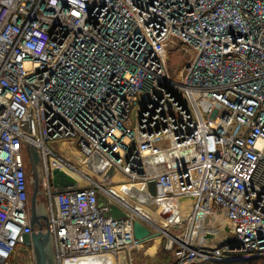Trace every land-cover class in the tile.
Wrapping results in <instances>:
<instances>
[{
	"label": "built area",
	"instance_id": "1",
	"mask_svg": "<svg viewBox=\"0 0 264 264\" xmlns=\"http://www.w3.org/2000/svg\"><path fill=\"white\" fill-rule=\"evenodd\" d=\"M28 136L55 264L116 261L141 245L135 222L157 228L117 188L160 216L191 201L169 224L183 234L155 229L173 264L264 258V0H0V264L34 255ZM55 170L77 186L55 188ZM100 196L127 217H106Z\"/></svg>",
	"mask_w": 264,
	"mask_h": 264
},
{
	"label": "water",
	"instance_id": "2",
	"mask_svg": "<svg viewBox=\"0 0 264 264\" xmlns=\"http://www.w3.org/2000/svg\"><path fill=\"white\" fill-rule=\"evenodd\" d=\"M30 122H31V118H30ZM31 130H32V126H31ZM20 144H21V154L23 161L28 209H29L31 232H32L31 241H32L35 264H55L52 238L49 229V215L47 210L46 194L43 187V173H42L39 150L34 146L30 145L29 136H28V142L20 140ZM53 185L55 188H58L59 190H63L69 187L77 186V181L72 177H70L69 175L65 174L64 172L60 170H55L53 172ZM138 190L139 189H135V188L123 189L122 192H124L123 194L129 196L130 200L133 203L138 205L147 214L151 216L152 214L149 211H156L160 208L157 205H153L151 199H148L145 196L144 192H140ZM148 192L151 197L156 196L155 184L149 185ZM30 195H31V203H30ZM107 203H108L107 200L103 196H100L98 201L99 207L105 208L108 206L109 208V212L106 214V217H110L113 220H118V221L127 217V215L123 211H121L117 206L115 205L109 206ZM183 203H186V201H184ZM161 214L162 216H167V217H169L170 215V213L169 214L161 213ZM186 218H184V220ZM44 227H48L47 232H43ZM157 228L163 230L160 227ZM157 228L153 227V229H157ZM157 236L158 234L157 235L152 234V229L150 227L143 225L139 222L134 223V238L139 244L147 243L153 240ZM213 239H216L215 235H211V234L207 235V243H209ZM245 262L248 261L236 260L234 263L238 264Z\"/></svg>",
	"mask_w": 264,
	"mask_h": 264
},
{
	"label": "rangeland",
	"instance_id": "3",
	"mask_svg": "<svg viewBox=\"0 0 264 264\" xmlns=\"http://www.w3.org/2000/svg\"><path fill=\"white\" fill-rule=\"evenodd\" d=\"M181 56L179 55H173L170 58L169 61V67L170 70L173 71V69L176 67L178 64V61L180 60ZM180 62V61H179ZM53 148H56V145H51ZM57 149V148H56ZM40 155V153H39ZM88 170L91 168L87 165L85 166ZM100 173H95L94 178H99ZM151 216H153V223L157 227H165L169 226V234L171 235H181L186 231L187 224L184 222L179 225V226H173V225H166L163 221V216L161 217L160 215H156L153 213ZM187 216L185 215L183 218H186ZM177 218L181 219V214L177 216ZM152 234H158L157 237H155L153 240L147 242V245L141 244L137 250L132 251V255L129 258V256H126V253H120L119 254V264H122V257L127 260V264H130V259L132 258L133 264H173V261L165 254L163 255V250H164V244L167 240L166 237L163 235L159 234L158 232L155 231V229H152ZM141 247V248H140ZM150 254L153 256L151 258ZM87 261V259H84ZM88 262V261H87ZM124 262V260H123ZM90 263V262H89ZM13 264H35V259L34 255L31 253H26L23 252L21 255L17 257V260L14 261ZM204 264V263H203Z\"/></svg>",
	"mask_w": 264,
	"mask_h": 264
},
{
	"label": "bare ground",
	"instance_id": "4",
	"mask_svg": "<svg viewBox=\"0 0 264 264\" xmlns=\"http://www.w3.org/2000/svg\"><path fill=\"white\" fill-rule=\"evenodd\" d=\"M119 178V176H118ZM116 193L122 192V190L120 188H117L114 190ZM191 201H186V203H183L182 205H178V204H171V205H165L166 209L169 211L170 215L169 217L167 216H163V222L166 223V225H169L170 223L172 224H177L179 223L182 219H184L183 217L186 215L188 217L189 212L191 210ZM161 209V208H160ZM160 209L156 210V211H149L151 214L155 213L156 215H160ZM178 214H181V219L177 218ZM162 217V216H161ZM215 222L219 223V220H212L209 224L210 229H216L217 225ZM221 226V225H220ZM197 232V230L195 231ZM84 259H87L84 260ZM90 262V263H89ZM69 264H116V261L114 259V257L107 255V256H98V257H92V258H83V259H79L76 262L73 263H69Z\"/></svg>",
	"mask_w": 264,
	"mask_h": 264
},
{
	"label": "trees",
	"instance_id": "5",
	"mask_svg": "<svg viewBox=\"0 0 264 264\" xmlns=\"http://www.w3.org/2000/svg\"><path fill=\"white\" fill-rule=\"evenodd\" d=\"M163 255H167L170 259H171V256L170 254L163 250ZM172 260V259H171ZM204 264H220V263H212V262H208V263H204ZM221 264H228V263H221ZM241 264H264V258H258V259H253V260H250L248 262H245V263H241Z\"/></svg>",
	"mask_w": 264,
	"mask_h": 264
},
{
	"label": "crops",
	"instance_id": "6",
	"mask_svg": "<svg viewBox=\"0 0 264 264\" xmlns=\"http://www.w3.org/2000/svg\"><path fill=\"white\" fill-rule=\"evenodd\" d=\"M115 179H117L118 178V176H116V177H114ZM148 243H145V244H143L144 246L145 245H147ZM141 248V247H140ZM135 250H137V249H134L133 251H135ZM126 256H129V258L131 257V255H132V252L130 253V255H128V254H125ZM150 256H151V258L153 257L151 254H150ZM123 260H124V262H123ZM127 262V260L126 259H124L123 257H122V264H127L126 263ZM116 264H119V259L118 260H116ZM130 264H133V260H132V258L130 259Z\"/></svg>",
	"mask_w": 264,
	"mask_h": 264
},
{
	"label": "flooded vegetation",
	"instance_id": "7",
	"mask_svg": "<svg viewBox=\"0 0 264 264\" xmlns=\"http://www.w3.org/2000/svg\"><path fill=\"white\" fill-rule=\"evenodd\" d=\"M30 203H31V195H30ZM42 203V202H41Z\"/></svg>",
	"mask_w": 264,
	"mask_h": 264
}]
</instances>
